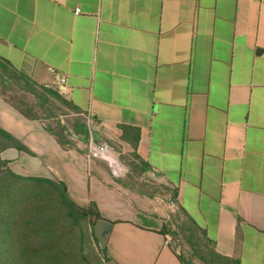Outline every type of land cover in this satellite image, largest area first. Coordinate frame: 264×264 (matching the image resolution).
Wrapping results in <instances>:
<instances>
[{"label":"crops","instance_id":"0c3cea01","mask_svg":"<svg viewBox=\"0 0 264 264\" xmlns=\"http://www.w3.org/2000/svg\"><path fill=\"white\" fill-rule=\"evenodd\" d=\"M0 58L85 119L89 134L62 144L0 95V127L31 152L1 158L95 203L114 223L104 264H181L166 207L122 178V155L175 190L219 253L264 264V0H0ZM121 126L139 128L136 147Z\"/></svg>","mask_w":264,"mask_h":264},{"label":"trees","instance_id":"16d2710c","mask_svg":"<svg viewBox=\"0 0 264 264\" xmlns=\"http://www.w3.org/2000/svg\"><path fill=\"white\" fill-rule=\"evenodd\" d=\"M11 77L23 81L29 92L37 89L25 75L11 67L5 59L0 58V95L27 118L45 122L40 117L22 110V107L7 94L10 85L9 78L11 79ZM40 90L56 96L60 95L47 87H41ZM22 102L27 105L25 99ZM69 105L75 113H79L80 110L72 103ZM29 108L31 109V107ZM84 123L83 129L77 133L78 137L89 134L87 124ZM120 128L123 132L121 139L136 147L140 137L139 128L132 126H121ZM47 129L53 132L62 144L67 143V141H70L71 144L74 143L71 140L73 133L70 130L63 127L51 129L48 126ZM9 148L31 154L23 142L0 127V264H80V261L91 264L83 253V249L80 247L77 250L70 243L66 230L63 229L62 221L65 217L74 220L77 218L86 219L91 226L88 242L100 244L93 233L92 217L96 215L101 218L95 203L83 208L70 197L63 182L41 176H23L14 172L9 161L1 158V153ZM171 191L172 196L176 199L175 190ZM177 211L202 232L204 244L207 246V255L201 252L198 259L203 264H241L238 259L219 253L213 242L206 236L204 228L181 207ZM170 229L169 222L165 223L161 234L164 236L171 235L173 240H178L179 238L175 237ZM193 245L196 246V244ZM182 246L183 244L180 245L181 248ZM97 249V254L104 264L107 259V246L102 248L100 245ZM176 250L181 264H197L196 257L187 258L185 252L183 253L177 248Z\"/></svg>","mask_w":264,"mask_h":264},{"label":"rangeland","instance_id":"374dc122","mask_svg":"<svg viewBox=\"0 0 264 264\" xmlns=\"http://www.w3.org/2000/svg\"><path fill=\"white\" fill-rule=\"evenodd\" d=\"M6 75L10 77L8 73H6ZM9 83L10 85L7 94L12 97V100L21 106L22 110H26V112L28 111L32 115L43 119L49 128L58 129V127H63L66 130H70L73 133V137H77V133L83 129L82 126L85 124V119L82 116L77 115L62 96H56L40 89H35L33 92H29V90L25 88L23 81L14 77H11V79L9 78ZM23 99L26 100L27 105L22 102ZM29 107H31V109ZM120 162L127 167V172L125 176L122 177L125 181L134 185L139 191H144L152 196L155 195L156 199L166 207L169 216L168 222L171 226L170 232L173 233L175 237L177 236V238H179L178 240H173V237L169 235L174 246L177 249H180L181 252H185L187 258L196 257L197 264H203V262L198 259L201 252L207 255V246L204 244L203 235L201 234L202 232L196 229L185 217L182 216V214H180V212L177 211V209H170L168 204L169 195L165 194V191H167L168 188L150 176L142 173V171L138 169L137 162L134 160L132 161L131 158L126 159V157L122 155ZM105 163L109 169H111L110 165L107 162ZM113 174L115 175L114 172ZM115 176L121 177L122 175ZM50 194L53 195L51 192ZM62 225L63 229L66 230L70 243H72L77 250L81 247L83 253L87 256V259L91 264H102L103 261L97 254V247L100 246V244L97 245L94 242H88V235L91 226L86 219L77 218L74 220L65 217L62 221ZM182 244L183 246L181 248L180 245ZM193 244H196V246ZM79 263L86 264L83 261H80Z\"/></svg>","mask_w":264,"mask_h":264},{"label":"built area","instance_id":"2783aa9c","mask_svg":"<svg viewBox=\"0 0 264 264\" xmlns=\"http://www.w3.org/2000/svg\"><path fill=\"white\" fill-rule=\"evenodd\" d=\"M88 156L93 160H101L107 162L115 175H122L124 172L123 167L118 162L116 156L112 153L109 144L105 141H91L88 145ZM168 204L170 206V209L172 210L178 208V202L173 196L168 197ZM166 243L169 246L174 247L170 236H166Z\"/></svg>","mask_w":264,"mask_h":264},{"label":"water","instance_id":"95a60500","mask_svg":"<svg viewBox=\"0 0 264 264\" xmlns=\"http://www.w3.org/2000/svg\"><path fill=\"white\" fill-rule=\"evenodd\" d=\"M92 223L94 225V236L99 241L102 248L106 247L111 229L113 228L112 221L98 218V216L94 215L92 217Z\"/></svg>","mask_w":264,"mask_h":264}]
</instances>
